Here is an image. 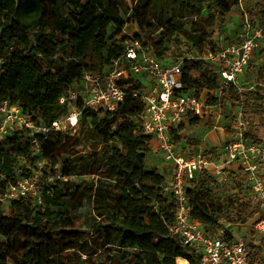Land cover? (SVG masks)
Returning a JSON list of instances; mask_svg holds the SVG:
<instances>
[{"label": "trees", "instance_id": "1", "mask_svg": "<svg viewBox=\"0 0 264 264\" xmlns=\"http://www.w3.org/2000/svg\"><path fill=\"white\" fill-rule=\"evenodd\" d=\"M62 5L70 9L63 12ZM237 5L238 0H0V57L16 48L0 72V98L51 124L68 112L59 99L73 82L87 71L104 70L120 56L130 19L148 37L157 32L164 42L180 37L202 53L215 48L216 29ZM257 10L264 22V4ZM155 51L166 57L165 50ZM183 79L185 89L198 95L219 92L209 96L210 105L240 106L245 118L248 112L257 116V122L248 124L247 137L264 140V83L250 94L233 85L220 89L218 77L204 62L186 64ZM137 88L130 86L115 113L85 111L78 133L41 138L43 158L69 179L45 193L42 204L21 198L4 211L0 201V264H81L82 255L99 252L90 251L87 236H96L111 264H178L179 258L198 264L170 230L177 205L165 191V175L147 165L151 138L140 128L144 103L132 93ZM201 123L189 119L190 125ZM79 146L87 151H77ZM37 167L28 133L17 132L0 144V199ZM237 175L235 192L222 200V183L211 175L191 180L187 194L192 216L206 226L231 228L261 214L244 177ZM81 176L94 178L78 182Z\"/></svg>", "mask_w": 264, "mask_h": 264}, {"label": "built area", "instance_id": "2", "mask_svg": "<svg viewBox=\"0 0 264 264\" xmlns=\"http://www.w3.org/2000/svg\"><path fill=\"white\" fill-rule=\"evenodd\" d=\"M236 9L241 13L240 25L231 43L218 38L220 30L217 28L215 48L197 53L194 44L183 40L186 45L182 44V54L175 61L159 57L145 40L126 36L117 59L100 72H85L61 94L59 103L67 106L68 112L51 124L37 121L32 113H26L9 99L0 98V144L17 132H26L30 135L33 155L38 158L37 169L30 176L21 177L0 201L12 203L21 198H31L42 204L45 193H50L58 181L69 178L59 167L53 171L43 158L41 138L78 133L85 111L101 115L117 112L129 94L130 86L136 85L138 88L132 93L144 103L140 128L145 136L151 138L149 147L156 143L162 154L167 166L162 172L166 177L165 191L173 196L177 205L175 222L170 228L172 234L197 258L198 264H264V217H261L264 210V143L247 137L248 122L242 108L239 107L235 113L232 134L219 159L193 151L183 139L190 118L210 119L216 112L221 118L223 113L220 104L208 103L209 96H220L219 92L205 91L198 95L194 90L185 89V65L204 62L218 77L220 89L233 85L241 92L242 78L251 62L264 53V24L259 15L252 13L246 0H238ZM179 39L182 42V38ZM15 50L12 46L0 57V72ZM228 170L242 174L246 187L250 189L253 205L261 210V214L247 224L239 225L250 229V234L240 237L232 231L228 234L229 225L206 226L195 219L187 194L189 182L201 173L225 183L229 179L226 175Z\"/></svg>", "mask_w": 264, "mask_h": 264}, {"label": "rangeland", "instance_id": "3", "mask_svg": "<svg viewBox=\"0 0 264 264\" xmlns=\"http://www.w3.org/2000/svg\"><path fill=\"white\" fill-rule=\"evenodd\" d=\"M247 4L249 6V9L252 10V13L255 15L258 14L257 6L258 4H264V0H246ZM69 6L62 5L63 12H67L69 10ZM240 11L239 9H235L233 13L230 16V19H227V23L225 25H221L218 27V30H220V34H218V38L224 39L225 43H231L232 38L234 34L237 33L239 30L240 25ZM259 15V14H258ZM260 21L264 24L263 20L261 19L259 15ZM235 20V22H234ZM151 23L154 22L152 18L149 19ZM128 26L124 29L123 35L124 37H128V35H131L133 37L143 38L145 42H147V45L154 50L157 48L160 50H165V56L168 59H173L174 61L179 58L181 53V46L183 41L181 42L180 39L172 38L171 40L166 39L164 42L160 36V33H152L150 37H148L140 28L139 24L133 19L128 21ZM188 25H191L189 23ZM200 28H204L205 25L203 22L199 23ZM114 31H111L113 33ZM186 45V44H185ZM187 46H184V49H186ZM264 83V53L259 54L254 57L253 61L250 64V67L247 71V73L242 78V90L241 92L244 94H250L255 90V87L258 84ZM240 106H233L231 104H227L226 107L222 108V117L219 118L217 112L214 113V115L209 118H204L202 120V123L197 126H193L188 124L185 128V132L183 133V139L185 141L193 142L194 145L197 147L196 150L198 152H203L207 155V152L211 151V154L207 155L214 159H219L222 155L223 146L228 140V136L230 137L231 132V124L234 121L235 113L238 110ZM246 115V119L248 124L251 122H257V116H254L253 113L248 112ZM247 124V125H248ZM71 133V132H69ZM259 143H264V140H253ZM60 146L63 145V140L60 141ZM191 147V145H189ZM198 147H201L198 149ZM153 148H149L148 154L150 151H152ZM202 149V151H201ZM87 151L86 146H79L77 148V151ZM191 150V152H193ZM151 167V166H150ZM152 168V167H151ZM167 169V167H166ZM165 169V170H166ZM239 174V175H237ZM226 175H228L229 179L227 182L222 183L221 187L219 189L218 197L219 199H224L227 196L232 195L235 192L234 189V180L235 176L241 177V173H237L235 170H228L226 171ZM93 176H81L77 177L76 180L78 182L82 181H91L93 180ZM3 210L8 211L10 208V202L9 200H6L3 204ZM264 215V210H262ZM230 231L234 233L237 237L243 236L244 234H250V229L247 227H240V226H232L230 228ZM89 240V246L91 247L90 251L92 253L99 250L96 254L91 255H82L81 256V264H111L109 262L108 254L105 249L100 250V248L97 246L99 244V241L97 240L96 236H87ZM114 250V249H113ZM178 264H182L177 260Z\"/></svg>", "mask_w": 264, "mask_h": 264}, {"label": "crops", "instance_id": "4", "mask_svg": "<svg viewBox=\"0 0 264 264\" xmlns=\"http://www.w3.org/2000/svg\"><path fill=\"white\" fill-rule=\"evenodd\" d=\"M231 14L228 16L229 19H230ZM234 22H235V20H234ZM228 138H229V136H228ZM151 148H153V149H152V151L149 152V154L147 156V165L149 167L151 166L153 168H157L159 171L164 173L167 166H166V163L164 162L162 154L158 151L157 144L152 143ZM191 148L194 150L197 149V147H195V146H191ZM200 148L201 147H198V149H200ZM201 151H202V149H201Z\"/></svg>", "mask_w": 264, "mask_h": 264}, {"label": "bare ground", "instance_id": "5", "mask_svg": "<svg viewBox=\"0 0 264 264\" xmlns=\"http://www.w3.org/2000/svg\"><path fill=\"white\" fill-rule=\"evenodd\" d=\"M178 260H179V262L182 263V264H187V261H186L185 259L179 258Z\"/></svg>", "mask_w": 264, "mask_h": 264}]
</instances>
